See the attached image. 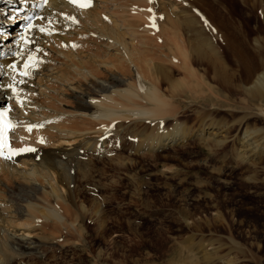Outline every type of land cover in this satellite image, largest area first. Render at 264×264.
Segmentation results:
<instances>
[{"label":"bare ground","instance_id":"6f19581e","mask_svg":"<svg viewBox=\"0 0 264 264\" xmlns=\"http://www.w3.org/2000/svg\"><path fill=\"white\" fill-rule=\"evenodd\" d=\"M44 1L43 7H48L39 14L40 0H0V99L7 102L6 107H0V120L5 117L14 125L21 123L12 135L18 143L53 149L62 142L96 133L98 123L102 124L99 130L106 133L110 125L105 122L115 120L119 131L133 124L130 131L145 150L181 142L184 134L177 127L165 129L158 120L171 110L161 86L164 82L171 94H185L184 101L191 103L208 96L224 99L227 94L222 88L228 93L240 92L243 100L253 107L255 104L246 110L247 117L264 115V54L256 53L254 65L253 55L249 58L243 50L246 45L260 50L257 36L249 38L232 26L226 32L205 13H190L191 4L186 0H91L88 7L71 0ZM17 9L22 10L16 16L19 22L8 35ZM147 10V23L131 21ZM30 13L34 21L26 20ZM21 23L23 27L19 28ZM29 24L32 27L26 32ZM224 50L233 59L231 72ZM171 70L177 77L172 78ZM144 120L157 122L145 125L141 123ZM29 126H33L30 132L26 130ZM227 130L225 123L211 121L200 125L194 137L219 143L222 138L215 139V135ZM235 140L237 159L251 168L260 167L264 128L249 125ZM82 145L89 152L94 150L87 140ZM96 152L101 154L102 149ZM25 154H15L19 165L28 164L22 158ZM16 163L0 158V174L6 180L22 182L26 193L19 201L0 199V225L11 231L5 234L6 240L0 238V262L14 250L24 257L43 244L44 237L32 235L36 230L44 232L49 225L58 228L69 222L65 217L70 206L58 184L64 177L61 173L54 176L51 159L27 168ZM219 247L214 241H197L189 250L196 264H228ZM227 248L235 247L229 243Z\"/></svg>","mask_w":264,"mask_h":264},{"label":"rangeland","instance_id":"374dc122","mask_svg":"<svg viewBox=\"0 0 264 264\" xmlns=\"http://www.w3.org/2000/svg\"><path fill=\"white\" fill-rule=\"evenodd\" d=\"M186 1L191 4L190 13H205L209 19L217 20L226 32L233 27L249 38L257 36L260 50L254 51L250 45L243 49L249 58L253 55L256 65V53L264 54V0ZM39 5V14L48 7H43L44 0ZM146 12L131 21L147 23ZM17 14L13 13L15 20L7 29L8 35L19 22ZM145 36L151 39L149 34ZM9 39L1 44L5 46ZM224 55L231 72L233 59L226 50ZM55 63L60 65L58 61ZM195 67L202 72L197 62ZM171 75L177 77L173 71ZM206 80L214 84L209 78ZM161 86L165 88L162 91L170 100L171 110L158 120L165 129L178 128L184 140L148 150L132 135L131 123L119 131L115 128L116 120L106 121L110 125L106 133L99 130L102 124L98 123L96 133L49 149L37 143H18L12 135L21 123L14 125L1 118L0 130L6 132L0 134L3 153L0 158L17 162L23 168L51 159L54 176L61 173L64 177L58 184L70 211L65 217L68 225L62 228L49 225L44 232H33L32 235L44 237L45 243L32 253L23 257L14 250L0 264H196L189 249L197 241L218 243L219 251L230 261L228 264H264V155L260 167L251 168L237 159L235 140L249 125L264 128V115L247 117L246 110L255 104L253 107L250 101L243 100L240 92L228 93L222 88L227 94L224 99L208 96L206 100L191 103L184 101L185 94H171L166 82ZM1 106L6 107L7 102L0 99ZM151 121L141 123L157 122ZM211 121L228 125L226 132L215 135L222 142L194 137L200 125ZM86 140L94 150L89 152L83 148ZM26 148L35 151H20L27 154L22 158L28 164L19 165L10 149ZM101 149V154L96 152ZM9 155H12L10 160L5 158ZM1 177L0 199L19 201L26 194L22 182ZM9 232L0 225L1 240H6L5 234ZM229 243L235 248L229 250Z\"/></svg>","mask_w":264,"mask_h":264},{"label":"snow or ice","instance_id":"6c2138e0","mask_svg":"<svg viewBox=\"0 0 264 264\" xmlns=\"http://www.w3.org/2000/svg\"><path fill=\"white\" fill-rule=\"evenodd\" d=\"M71 2L74 3V4H77V5L80 6V7H88V6L90 5L91 0H71ZM31 27H32L31 24L27 25L25 31L27 32L28 30L31 29ZM40 31L43 32L44 29L41 28ZM21 39L23 40V39H25V37L22 36ZM30 59H31V57H30ZM10 67H11V66H10ZM25 67H27V65H26ZM25 74H27V73H25ZM32 127H33V126H29L26 130L30 132V131L32 130ZM4 132H6V130H0V134H2V133H4ZM41 142H42V141H41ZM0 147H2V145H0ZM20 151H35V149H34V148H26V149H10V152H11L13 155H15V154H19ZM0 155H3V153L0 152ZM5 158H6V159H11V158H12V155L6 156Z\"/></svg>","mask_w":264,"mask_h":264}]
</instances>
